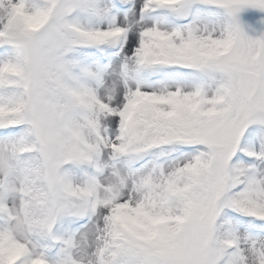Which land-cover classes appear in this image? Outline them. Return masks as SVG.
Here are the masks:
<instances>
[{
    "label": "snow or ice",
    "instance_id": "6c2138e0",
    "mask_svg": "<svg viewBox=\"0 0 264 264\" xmlns=\"http://www.w3.org/2000/svg\"><path fill=\"white\" fill-rule=\"evenodd\" d=\"M0 264H264V0H0Z\"/></svg>",
    "mask_w": 264,
    "mask_h": 264
}]
</instances>
